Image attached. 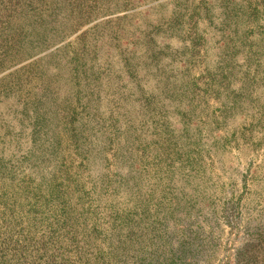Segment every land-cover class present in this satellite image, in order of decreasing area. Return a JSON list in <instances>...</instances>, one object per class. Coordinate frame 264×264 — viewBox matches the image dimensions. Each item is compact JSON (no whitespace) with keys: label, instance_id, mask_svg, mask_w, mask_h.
Instances as JSON below:
<instances>
[{"label":"rangeland","instance_id":"rangeland-1","mask_svg":"<svg viewBox=\"0 0 264 264\" xmlns=\"http://www.w3.org/2000/svg\"><path fill=\"white\" fill-rule=\"evenodd\" d=\"M0 264H264V0H0Z\"/></svg>","mask_w":264,"mask_h":264}]
</instances>
